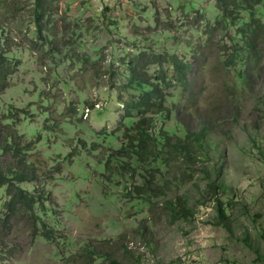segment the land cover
<instances>
[{
  "label": "rangeland",
  "instance_id": "obj_1",
  "mask_svg": "<svg viewBox=\"0 0 264 264\" xmlns=\"http://www.w3.org/2000/svg\"><path fill=\"white\" fill-rule=\"evenodd\" d=\"M45 2L0 0V172L37 198L12 211L0 189V264H264V32L236 70L223 59L232 47L242 59L243 24H218L216 0ZM143 52L164 57L170 80L171 118L153 134L208 130V157L191 171L178 154L164 160L166 149L145 165L117 157L138 119L126 105L141 93L126 64ZM176 59L191 66L186 84ZM240 68L251 76L241 81ZM124 160L133 168H119ZM20 172L33 180L19 182ZM151 176L169 191L134 194ZM214 180L225 195L209 191ZM175 196L189 216L169 213ZM219 204L231 225L219 224Z\"/></svg>",
  "mask_w": 264,
  "mask_h": 264
},
{
  "label": "trees",
  "instance_id": "obj_2",
  "mask_svg": "<svg viewBox=\"0 0 264 264\" xmlns=\"http://www.w3.org/2000/svg\"><path fill=\"white\" fill-rule=\"evenodd\" d=\"M38 2L40 6L46 4L45 0H38ZM216 6L222 18L221 21H218V24L225 23V26H229L235 21L243 24L242 28H239L238 31L241 35L240 38L244 42L242 47V59L236 51V48L233 47L231 51H227V53H230L223 59V64L227 68L237 70L236 64H238L239 61L243 63V66H246L247 62H250L257 56L256 46L264 32V0H216ZM244 13L247 14L248 18H242ZM44 18L45 12L37 15L36 23L39 30L38 33H42L40 28L44 22ZM5 61V54H0V68L4 67ZM166 62L163 56L156 54L146 55V53L143 52L139 53V55L126 64L128 74L127 84L134 89L140 90L141 93L130 100L126 105L125 116L132 117L133 114L136 113L138 119L132 127L124 128L123 146L118 151L121 155L117 157L122 158L133 155L136 157L137 164L145 165L153 163L155 160H163L159 153L166 149V151L169 152L163 154L167 155L164 160L170 159L174 154H178V156L187 163V171H191L190 165H193L196 161H203L208 157L203 142V137L208 132L207 128L205 126H200L199 132L186 131L182 136L169 134L164 129H161L157 135H154L152 132V128L155 126L158 118L163 122L171 118V109L167 106V102L171 96L166 89L170 82L164 69V64ZM151 65H157V76H153L150 73L149 67ZM174 66L178 74L177 78L186 84L188 82V73L191 70V66L178 59L174 61ZM237 75L241 81L251 76L242 68L238 69ZM5 78L6 73L0 69V89L3 87ZM232 114L235 116L233 109ZM219 157V155L213 156V160L217 162ZM110 162L111 161L107 163V167H109ZM119 168L125 171L129 168H133V166L130 161L124 160L119 162ZM149 170L151 172L152 169ZM29 174L31 173H17L16 180L19 182H31L33 179L29 177ZM10 182L9 174L4 171L0 172V189L7 187V194L10 198L8 204L12 211L22 206V204L31 205L37 201V198L33 194H28L15 183H11L10 185ZM173 188L170 191H172ZM207 188L209 191L213 190L212 192L221 191L222 195H225L224 191H227V186L216 180L208 183ZM153 190H159L154 191V195L161 196L169 191L168 184H166V182L155 183L154 176H151L147 184L135 185L133 187V193L137 194L139 197L149 196L152 194ZM226 206H222L221 204L217 205L219 224L221 225H231L230 215ZM168 209L169 213L173 216L181 215L187 217L191 214L187 201L180 196H175L168 200ZM43 236L50 239L51 229L45 228L43 230ZM107 261V264H122L114 258H108Z\"/></svg>",
  "mask_w": 264,
  "mask_h": 264
}]
</instances>
